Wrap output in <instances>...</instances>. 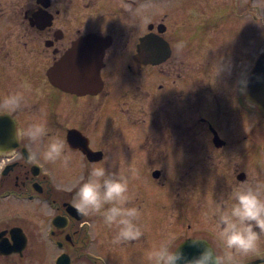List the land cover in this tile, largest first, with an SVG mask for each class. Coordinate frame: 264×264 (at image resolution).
Returning a JSON list of instances; mask_svg holds the SVG:
<instances>
[{
    "label": "flooded vegetation",
    "instance_id": "obj_1",
    "mask_svg": "<svg viewBox=\"0 0 264 264\" xmlns=\"http://www.w3.org/2000/svg\"><path fill=\"white\" fill-rule=\"evenodd\" d=\"M249 19L264 28V0H0V101L23 81L33 89L21 111L0 104V148L18 153L0 171V264H149L152 244L168 235L175 243L198 236L218 254L229 252L205 213L246 179L264 180V116L241 91L264 51V32L254 36ZM90 35L111 40L100 67L103 89L63 90L51 70ZM146 35L159 40V63L150 49L145 60L136 58ZM178 41L186 42L179 57ZM217 66L226 70L214 75ZM119 75L128 78L116 88L120 108L106 113V78ZM131 94L132 102L120 103ZM35 119L48 129L43 143L17 144L15 128ZM53 136L65 141L68 167L43 159ZM30 153L36 158L28 162ZM98 166L129 175L146 225L140 240L114 245V229L74 207L79 186ZM156 188L159 208L148 194ZM153 229L161 239L152 243ZM228 264H264V236L255 252L232 255Z\"/></svg>",
    "mask_w": 264,
    "mask_h": 264
},
{
    "label": "clouds",
    "instance_id": "obj_2",
    "mask_svg": "<svg viewBox=\"0 0 264 264\" xmlns=\"http://www.w3.org/2000/svg\"><path fill=\"white\" fill-rule=\"evenodd\" d=\"M149 3L141 8L149 7ZM133 15L134 10H131ZM185 41H178L176 54L179 57ZM226 69L215 67L214 75H219ZM246 84H241L243 91ZM21 91L11 93L0 101V104L10 112L21 111L28 107L25 94L33 91L28 81L20 85ZM48 136V129L38 119L33 120L27 129L16 127L13 133L14 141L19 144L27 138L36 145L43 143ZM43 159L46 162L59 161L63 167H68L71 156L66 152L65 141L59 136L49 137L44 144ZM18 158L14 148H0V171L6 164ZM36 158V153H30L28 162ZM135 174V170H130ZM129 175L108 167H94L86 180L76 192L74 204L81 215L95 214L102 218L105 226L115 230L112 239L114 245H124L138 241L145 235L146 225L142 223V208L133 203L134 195L129 188ZM206 219L215 221L219 237L222 238L229 252L224 255L217 253L216 248L198 236H193L181 243H175V237L168 235L154 246L147 254L149 264H228L232 255L246 256L258 249L261 237L264 236V180L252 176L232 187L227 195H221L205 213ZM196 249L194 254L185 252L184 244Z\"/></svg>",
    "mask_w": 264,
    "mask_h": 264
},
{
    "label": "water",
    "instance_id": "obj_3",
    "mask_svg": "<svg viewBox=\"0 0 264 264\" xmlns=\"http://www.w3.org/2000/svg\"><path fill=\"white\" fill-rule=\"evenodd\" d=\"M138 45L136 58L145 60V53H152L151 61L159 63L163 57L159 50V40L142 37ZM111 40L105 37L90 35L74 42L68 53L51 70V76L63 90L79 95L96 94L103 89L100 75L104 50ZM149 44L151 47L149 48ZM257 57L253 67L244 80V93L247 101L258 108L264 116V51ZM184 249L187 250L186 244Z\"/></svg>",
    "mask_w": 264,
    "mask_h": 264
},
{
    "label": "rangeland",
    "instance_id": "obj_4",
    "mask_svg": "<svg viewBox=\"0 0 264 264\" xmlns=\"http://www.w3.org/2000/svg\"><path fill=\"white\" fill-rule=\"evenodd\" d=\"M248 23L252 26V28H253V31H254V36H256L257 34H256V32L260 35V33H262V32H264V28H261L260 27V25H259V27H258V24H256V23H251L250 22V19L248 20ZM251 31V30H250ZM254 36H253V34H252V40H251V43H252V45H253V42H254ZM252 45H250L251 47H250V53H252L251 51H252V49H253V46ZM121 58H126V56H124V55H119V56H117L115 59H118V61L121 59ZM234 62V61H233ZM230 71L232 72V73H234V74H237L238 72H239V70L235 67V66H232L231 68H230ZM119 76H121V77H108V78H106V88H105V90H107L108 88L110 89V91H111V99L110 98H105V100H104V107H105V109H106V113L107 112H115V111H117L118 110V108H120V105L118 104V99L117 98H115L116 97V95H117V92H118V89H116V88H119L121 85H123V84H126L127 82H128V78L126 77V76H123V75H119ZM127 78V79H126ZM124 89V88H123ZM133 91H136V88H135V86H133ZM126 91V90H125ZM132 94H133V92H132ZM126 95V97H122L121 96V100H120V103L122 102V100H129L130 102H132V97H133V95ZM134 101V100H133ZM137 101H139V100H137ZM135 102V101H134ZM114 108L116 109V110H114ZM141 117L143 118L144 117V114H142L141 115ZM135 128V127H134ZM140 129H142V131H143V129H144V126H142V127H139ZM130 130H131V127H130ZM119 133H117V135H118ZM107 138H108V136H106ZM114 137H116V136H114ZM142 137V136H141ZM122 153H128V151H125V150H122ZM159 191H158V189L156 188V189H152V190H150L149 191V196H150V203L151 204H153L155 207H157V208H159V205L158 204H160L159 202H161V200H160V198L159 197H161L162 198V196H159V193H158ZM165 205V204H164ZM163 227V226H162ZM158 236H159V234L158 235H156V234H154V229L152 230V233H151V238H150V241L153 243V241H155L157 238H158ZM152 239H153V241H152ZM159 239H161V236H159ZM151 243V244H152ZM154 246H153V244H152V248H153ZM111 259H113V260H115V261H118L119 262V259H117V258H114V257H112L111 256ZM121 261L123 262V260H122V258H121ZM124 264V263H123Z\"/></svg>",
    "mask_w": 264,
    "mask_h": 264
}]
</instances>
